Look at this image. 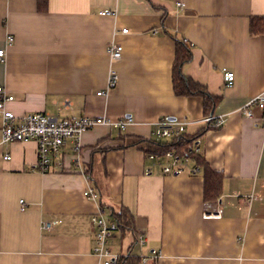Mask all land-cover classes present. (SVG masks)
I'll use <instances>...</instances> for the list:
<instances>
[{
	"label": "crops",
	"instance_id": "obj_1",
	"mask_svg": "<svg viewBox=\"0 0 264 264\" xmlns=\"http://www.w3.org/2000/svg\"><path fill=\"white\" fill-rule=\"evenodd\" d=\"M177 1L48 0L40 11L38 0H0V86L14 96L10 110L135 120L125 131H85L79 150L69 139L41 171L37 142H2L0 119V264H100L92 216L102 209L117 220L124 207L147 244L135 252L134 234L119 228L114 252L156 250L157 264H264L263 110L253 107V118L242 111L264 93V35L250 32L264 0ZM176 38L192 53L182 73L220 96L213 114L225 118L222 126L202 121V96L175 93ZM113 42L123 46L118 60ZM224 68L236 74L232 86ZM112 69L119 78L109 88ZM164 117L188 120L187 134L202 132L201 153L224 175L217 200L204 201L203 167L164 174L148 157L140 139L156 140L154 124ZM89 187L97 200L85 196Z\"/></svg>",
	"mask_w": 264,
	"mask_h": 264
},
{
	"label": "built area",
	"instance_id": "obj_2",
	"mask_svg": "<svg viewBox=\"0 0 264 264\" xmlns=\"http://www.w3.org/2000/svg\"><path fill=\"white\" fill-rule=\"evenodd\" d=\"M177 4L184 6L182 0L177 1ZM115 11L111 9H103L100 11L102 15H115ZM122 32H128V28H123ZM9 42L13 41V37L9 36ZM186 41V39H185ZM111 59L118 60L122 56L123 46L113 42L109 48ZM5 48H0V59L5 60ZM118 74L114 69L111 70L109 76V88L115 86L118 82ZM223 80L227 86H232L236 80V74L233 70L223 69ZM103 92H99L101 94ZM14 100V96L9 94L3 86H0V119H1V139L2 142L13 141H31L34 140L38 144V163L36 168L41 171L49 170L56 162V158L60 155L63 146L69 139L75 142L76 150L81 146L82 134L97 126L108 125L119 131H125L130 125L135 123L132 116H124L120 119H112L106 116H72L58 118L50 115L47 112H29L23 115H16L14 111L7 107V103ZM253 107H259L263 110L262 123L264 125V93L258 94L248 100L242 108L245 116L254 117ZM202 121L206 123L208 128L220 127L225 123L223 116L210 114L205 116ZM188 120H177L169 117L161 118L154 124L153 136L156 140L170 141L183 136L186 133ZM199 138L193 140L189 145L186 153L176 150H169L161 155L154 153L147 154L156 164L162 166L164 174H182L188 170L191 174L201 172L200 166L194 163V154L201 153ZM6 158H10L7 155ZM89 199L97 200L98 192L89 187L84 192ZM24 209V200H20ZM92 223L95 227L96 242L93 248L94 253L100 258V264H119V260L123 256L132 255L131 252L120 254L114 252L109 245L111 238L119 230V223L115 219H107L102 214V209L92 216ZM47 228H51V224H46ZM136 244L145 246L147 237L144 234H139L136 239ZM142 264H151L159 258V251L153 250L149 253L142 254Z\"/></svg>",
	"mask_w": 264,
	"mask_h": 264
},
{
	"label": "trees",
	"instance_id": "obj_3",
	"mask_svg": "<svg viewBox=\"0 0 264 264\" xmlns=\"http://www.w3.org/2000/svg\"><path fill=\"white\" fill-rule=\"evenodd\" d=\"M48 0H38V9L44 11L47 9ZM251 35H264V16H252L250 21ZM176 50L177 56L173 66V86L175 93L179 96H202L204 100V108L206 115L213 114L215 105L220 100V96L211 94L207 87L194 80L192 77L182 73L181 67L187 61L192 58L190 45L187 42L178 40L176 38ZM202 132L196 134H184L181 137L170 141L152 140V139H140L144 141L145 152L147 154L154 153L156 155L164 154L169 150H176L178 152L186 153L193 140L199 138ZM194 163L204 168L203 174V198L205 202L217 200L222 191L224 175L221 171L213 169L206 157L202 153L194 154ZM115 217L119 223L121 233L130 232L134 234L137 239V232L134 228V216L130 210L126 207L122 208L115 214ZM130 247L129 252L132 253ZM119 264H142V257L138 254H132L130 256H123L119 260ZM151 264H157L152 262Z\"/></svg>",
	"mask_w": 264,
	"mask_h": 264
},
{
	"label": "rangeland",
	"instance_id": "obj_4",
	"mask_svg": "<svg viewBox=\"0 0 264 264\" xmlns=\"http://www.w3.org/2000/svg\"><path fill=\"white\" fill-rule=\"evenodd\" d=\"M119 242V241H118ZM116 243H117V241H116ZM117 246L115 247V250H119V247H121L120 245H119V243L118 244H116ZM140 249V246L139 245H137V246H135V248H134V250H135V252H138V250ZM121 250V249H120Z\"/></svg>",
	"mask_w": 264,
	"mask_h": 264
}]
</instances>
